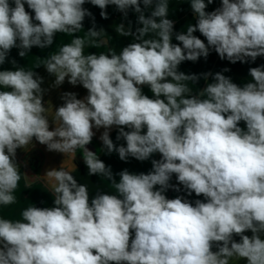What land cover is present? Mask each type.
I'll return each mask as SVG.
<instances>
[{
	"label": "clouds",
	"instance_id": "clouds-1",
	"mask_svg": "<svg viewBox=\"0 0 264 264\" xmlns=\"http://www.w3.org/2000/svg\"><path fill=\"white\" fill-rule=\"evenodd\" d=\"M213 2L190 0L195 23L174 32L167 0H0V65H12L0 70V205L16 203L27 176L16 152L29 150L34 139L73 159L81 152L88 175L115 188L91 196L71 170H47L52 206L26 207L17 220L0 216V264H264V65L250 67L251 79L240 84L224 74L227 68L179 70L211 50L232 64L264 57V0H221L207 11ZM86 3L103 19L110 5L124 19L134 14L135 26H114L131 42L119 52L85 54L106 34ZM85 18L92 26L80 36ZM58 33L73 38L37 67L54 75L56 86L67 78L87 95L66 92L54 110L50 101L45 106L42 78L8 56L13 48L22 58L34 46L52 48ZM201 79L205 86L195 94L186 81ZM113 126L124 144H114ZM93 128L105 129V154L160 159L147 173L114 175L86 147ZM173 174L194 201L166 196L169 188L181 192L170 183Z\"/></svg>",
	"mask_w": 264,
	"mask_h": 264
},
{
	"label": "crops",
	"instance_id": "crops-1",
	"mask_svg": "<svg viewBox=\"0 0 264 264\" xmlns=\"http://www.w3.org/2000/svg\"><path fill=\"white\" fill-rule=\"evenodd\" d=\"M169 4V17L173 20L174 23V32L186 31L187 27L195 23V16L193 15L192 10L190 9L188 3L190 0H167ZM221 6V0H214V2L208 5L207 11H213L216 8ZM26 11L31 13V10L25 5ZM95 18V23L98 28H103L106 34L102 35L97 41V46L95 48H85V54L90 52H107L110 48L119 52L120 48L126 46L131 42V37L119 36L115 31V25L124 23L128 24L129 21L132 22V25L135 26V16L131 12L127 19L123 18V14L119 12L115 6H108V19H103L100 16V9L86 3L84 5ZM34 15V13H32ZM85 29H82L78 35L85 36L88 27L92 26V19L85 18L84 21ZM194 35L199 36L201 39H204L199 32L194 33ZM71 35L58 33L55 39V42L52 48L40 49L38 47H32L29 54L22 58L18 55V49L13 48L8 56V61L15 59L17 64L23 65L26 70H33L39 77L42 78L41 88L44 90L43 99L45 106H47L50 101L53 105V109L59 107L63 104L62 96L66 92L75 93L78 99H83L87 95V90L83 88L82 85H71L68 83L67 78L62 85L56 86L55 76L49 74L43 65L37 67V65L43 63V57L58 52L61 45L70 43L72 40ZM173 43H178L173 38ZM264 65V57H258L256 61L248 63L237 62L235 64L230 63L229 61L221 60L218 54L211 50L209 56L205 59L201 57L196 62L185 61L179 66V70L188 74H203V73H216L222 72L225 68L229 71L224 74L230 76L234 82L237 84L246 83L250 80L248 75V69L250 67H257ZM11 63L7 62L4 65H0V70L2 69H11ZM188 87L195 94L199 93V89L205 86V81L203 79L198 81V84L186 81ZM143 92L146 95L151 96V93L148 87H143ZM54 128L50 120V130ZM95 135L90 144L86 147L96 152L99 158L105 162L106 165L110 166L113 174L119 173L124 169H128L130 172L135 173H147L151 170L152 164L151 160L160 159V154H154L149 160L138 161L135 158L129 157L127 161H122L119 159L117 153L113 152L111 154H105V152L100 151L102 148V141L100 139L101 134L105 131L104 128L96 129L93 128ZM109 134L114 144L117 146L124 144L123 139L117 140L118 128L113 126L109 130ZM16 162L20 166V169L27 176L22 175V179L19 183L18 188L16 189L14 195L16 196V203L3 206L0 205V216L6 219L17 220L21 219V211L29 206L36 207H49L53 204V198L50 193V186L48 182L43 178L47 170L56 168L59 169L63 166L66 170H71L74 177L77 179L78 183H84L88 185L89 192L91 196H94L97 191L100 192H115V188L112 183L107 180L105 177H99L97 175H88L87 167L82 159L81 152L77 151L75 158L71 156L66 157L64 154L54 151H48L45 145L40 144L39 142L33 140V146L25 151L23 149H17L16 152ZM118 180L119 177L116 176ZM172 185L178 186L181 188V192H176L172 188L166 192L168 198H175L178 195L186 196V193L183 191V186L178 185L176 181L175 174H173L170 181ZM186 198L190 200H195L197 197L193 194L191 197ZM202 198V197H201ZM245 235L251 236L252 233L246 232ZM239 241V237H234ZM261 238L264 239V234H261ZM215 250V248L213 249ZM237 264H247L246 260H240Z\"/></svg>",
	"mask_w": 264,
	"mask_h": 264
}]
</instances>
